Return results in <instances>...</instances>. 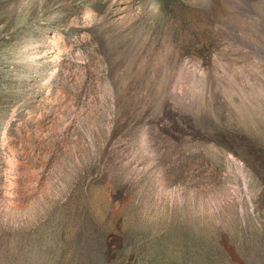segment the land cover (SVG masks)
Segmentation results:
<instances>
[{"label": "rangeland", "instance_id": "obj_1", "mask_svg": "<svg viewBox=\"0 0 264 264\" xmlns=\"http://www.w3.org/2000/svg\"><path fill=\"white\" fill-rule=\"evenodd\" d=\"M0 264H264V0H0Z\"/></svg>", "mask_w": 264, "mask_h": 264}]
</instances>
